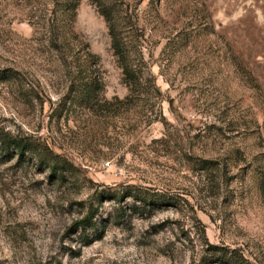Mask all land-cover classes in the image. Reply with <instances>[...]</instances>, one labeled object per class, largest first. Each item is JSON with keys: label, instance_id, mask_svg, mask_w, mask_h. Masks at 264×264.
<instances>
[{"label": "rangeland", "instance_id": "374dc122", "mask_svg": "<svg viewBox=\"0 0 264 264\" xmlns=\"http://www.w3.org/2000/svg\"><path fill=\"white\" fill-rule=\"evenodd\" d=\"M107 1L129 101L98 2L0 0V264H264V0Z\"/></svg>", "mask_w": 264, "mask_h": 264}, {"label": "trees", "instance_id": "16d2710c", "mask_svg": "<svg viewBox=\"0 0 264 264\" xmlns=\"http://www.w3.org/2000/svg\"><path fill=\"white\" fill-rule=\"evenodd\" d=\"M99 4V12L105 18L108 26L109 36L111 39L112 49L118 63L123 71L124 83L128 88L129 101L131 98L141 97L143 95L142 88L147 83L155 82V78L150 73L148 63L145 61L143 54V44L141 42L142 35L137 20L134 21L131 8L129 5L125 9L120 10L116 5H111L107 0H94ZM149 68V69H148ZM16 150V154L23 160L26 152L32 148L24 145L20 141L13 140L9 143ZM261 191L264 193V174L261 179ZM132 196V195H130ZM147 205L152 202L153 205H159V200L145 198H137ZM221 256L215 263L219 264H245L246 261L242 255L236 250H221Z\"/></svg>", "mask_w": 264, "mask_h": 264}]
</instances>
